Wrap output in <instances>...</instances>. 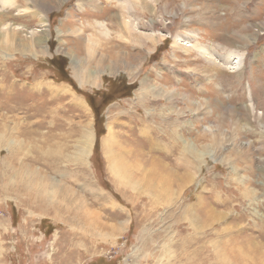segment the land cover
I'll return each mask as SVG.
<instances>
[{"label": "rangeland", "instance_id": "rangeland-1", "mask_svg": "<svg viewBox=\"0 0 264 264\" xmlns=\"http://www.w3.org/2000/svg\"><path fill=\"white\" fill-rule=\"evenodd\" d=\"M136 2L0 0V264H264V0Z\"/></svg>", "mask_w": 264, "mask_h": 264}, {"label": "bare ground", "instance_id": "bare-ground-1", "mask_svg": "<svg viewBox=\"0 0 264 264\" xmlns=\"http://www.w3.org/2000/svg\"><path fill=\"white\" fill-rule=\"evenodd\" d=\"M82 1V0H81ZM136 1V0H135ZM142 1L143 0H137V2H136V4H139V3H141L142 4ZM124 3H127V2H124ZM126 5V4H125ZM124 5V6H125ZM120 7H121V4H120ZM126 7V6H125ZM141 7V6H140ZM138 8V7H137ZM110 9V8H109ZM119 10H120V8H119ZM125 10V9H124ZM136 11V10H135ZM104 12V11H103ZM127 12H128V10H127ZM142 12V11H141ZM120 13H121V11H120ZM132 13V12H131ZM139 14V13H138ZM126 15V14H125ZM126 18V17H125ZM124 18V19H125ZM149 21V20H148ZM42 23H41V26H46V21H45V19L44 20H42L41 21ZM45 23V24H44ZM156 23V22H155ZM100 24L101 23H96V25H97V29L99 30V33L98 34H102L103 35V37H105V34L103 33V31L102 30H100L99 29V26H100ZM102 25V24H101ZM124 25H126L127 26V23H124ZM101 27V26H100ZM127 27H129V26H127ZM93 28H94V24H93ZM92 28V29H93ZM101 28H104V27H101ZM45 30V29H44ZM104 30V29H103ZM38 31H42V30H36L35 32H38ZM34 32V33H35ZM96 32V31H95ZM133 33V32H132ZM32 34V33H31ZM97 34V35H98ZM48 34H47V31H46V33H43V38H40V39H38L39 41H38V44L39 43H41V44H46V42L48 41V36H47ZM101 36V35H100ZM107 36V35H106ZM108 37V36H107ZM133 37V36H132ZM134 38V37H133ZM138 38V37H137ZM141 38V37H140ZM151 38V37H150ZM100 39V38H99ZM98 39V40H99ZM128 39V38H127ZM156 39V38H155ZM36 40V39H35ZM97 40V39H96ZM97 40V41H98ZM139 40V39H138ZM152 40V39H151ZM228 40V39H227ZM87 42H89L88 40H87ZM93 43V42H92ZM96 43V42H95ZM99 43V42H98ZM85 44V43H84ZM42 47V46H41ZM41 47H39V49H37V50H39L40 51V53H41V51H42V49H41ZM44 48H43V50L46 52V46L44 45L43 46ZM86 50H87V55H88V57L90 56V57H93L95 54H96V51H95V46L94 45H92L91 43H88L87 45H86ZM230 52V51H229ZM97 56V55H96ZM229 57H230V59H229ZM97 61H98V57H96L95 58ZM205 59H206V57H205ZM234 59H236V57H235V55H233V54H229V56H227V58H225V60H227V62H230V64L232 65V64H235L236 62H233V60ZM70 60H72V64H71V68H72V71H73V73H75L74 74V77H75V80H76V82H78V84H80V86L81 85H83L84 84V82L88 79V77H89V72H88V67H87V61H86V63L84 64L83 62L81 63V61L79 60H77L76 58L74 59V58H70ZM229 68V67H228ZM82 71H84L83 73L84 74H82ZM93 72V71H92ZM101 73V72H100ZM91 74V73H90ZM94 74V73H93ZM99 74V73H98ZM102 74V73H101ZM77 77H76V76ZM93 85V84H92ZM145 86H146V84L145 83H140V92L141 93H146V91H145ZM62 89V88H61ZM62 90H64V89H62ZM67 91H69V88H67ZM143 91V92H142ZM71 92V91H70ZM150 92V91H149ZM80 103V102H79ZM82 127V126H81ZM81 134L79 135L80 137H79V140H77V146H76V148H75V159H79V158H82V157H85L86 158V156H89L90 155V149H91V147H92V144H93V138H94V135H93V132H92V130L88 127V125L83 129V130H81ZM1 136V135H0ZM111 147V146H110ZM109 147V148H110ZM109 151V150H108ZM112 158V157H111ZM110 158V159H111Z\"/></svg>", "mask_w": 264, "mask_h": 264}, {"label": "trees", "instance_id": "trees-1", "mask_svg": "<svg viewBox=\"0 0 264 264\" xmlns=\"http://www.w3.org/2000/svg\"><path fill=\"white\" fill-rule=\"evenodd\" d=\"M59 60L56 58V59H52L51 60V63L55 65L56 62H58Z\"/></svg>", "mask_w": 264, "mask_h": 264}]
</instances>
